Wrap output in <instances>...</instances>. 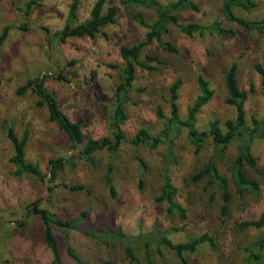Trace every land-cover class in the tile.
<instances>
[{
  "label": "rangeland",
  "instance_id": "374dc122",
  "mask_svg": "<svg viewBox=\"0 0 264 264\" xmlns=\"http://www.w3.org/2000/svg\"><path fill=\"white\" fill-rule=\"evenodd\" d=\"M29 0H0V33L8 27L7 38L0 47V264H54L53 252L44 235L41 218L30 212V203L38 202L54 218L75 221V227L52 225V234L60 254L61 264H80L67 252L73 250L89 264L111 261L114 264H135L124 250L125 241L106 243L101 236L92 238L88 229L105 230L127 235L137 258L145 264H180L174 252L155 239L160 236L173 241H185L190 236L207 232L214 237L217 248L202 243L187 253L191 264H243L253 241L262 235L261 229H239V216L256 218L264 209V139L255 138L251 153L257 158L254 172L260 185L258 196L233 197L230 215L222 222L219 216L220 191L207 178L191 182L188 177L214 158L220 171L230 178V168L237 154L234 143L218 153L207 141L200 150L182 128L169 142L149 149L132 143L140 128L152 135L165 128V120L157 115L160 106L163 116H170V86L181 79L178 88V112L185 119L188 110L200 93L197 76L202 75L213 89L211 99L196 114L195 125L207 129L208 123L218 120L221 125L233 117L234 108L225 102V71L234 62L237 80L248 93L245 102L247 122L253 116L264 115V92L256 65L264 68V28L245 30L229 21L222 13V0H191L197 8L185 7L175 11L180 23L197 22L210 26L217 22L236 30V36H223L206 29L188 36L176 25L168 23L166 40L176 52L161 49L157 42L145 45V53L155 55L160 62H150L148 69L137 66L133 86L125 102L126 118L121 126L127 141L115 151L101 150L93 154L92 164H86L77 151L84 143L73 147L67 136L48 118L46 105L38 106L35 92L19 88L35 78H44V87L56 98L59 107L71 120L83 118L85 137L109 135V117L114 87L123 66L120 46L131 45L145 38L147 26L132 16L140 12L146 24L155 19V12L144 6H131L122 0H106L118 7L116 22L105 25L95 37H57L65 25L71 0H38L25 13ZM96 0H81L78 21L89 17ZM162 4L176 0H159ZM255 6L244 9L234 5L236 15L246 19L264 17V0H253ZM26 21L28 29L20 24ZM12 125L19 137L28 133L26 159L38 163L48 175L50 158L66 156L70 165L59 172L52 191L46 181L31 174L17 175L9 161L12 147L6 137L5 125ZM112 163L111 176L115 195L107 189L104 175ZM164 177H168L176 191L174 199L187 209L188 219L181 220L166 210L164 202L156 201ZM68 185L80 184L83 189L72 190ZM56 184V185H55ZM233 189V184H230ZM214 193V199L211 194ZM25 222L20 225L19 222ZM155 239V240H153ZM151 241L145 246L146 241ZM148 256H147V253ZM264 255V247L261 251ZM264 264V259L258 261Z\"/></svg>",
  "mask_w": 264,
  "mask_h": 264
},
{
  "label": "trees",
  "instance_id": "16d2710c",
  "mask_svg": "<svg viewBox=\"0 0 264 264\" xmlns=\"http://www.w3.org/2000/svg\"><path fill=\"white\" fill-rule=\"evenodd\" d=\"M122 3L131 6H144L151 8L155 12V19L152 23L146 24L143 15L140 12L132 14L133 18L141 25L147 26L148 30L145 33V38L140 42H135L131 45L123 44L120 46V55L123 59V66L119 72L118 82L114 87V98L112 101V110L109 117V135H104L98 138L85 137L82 123L83 118L78 120H71L66 113L59 107L54 95L48 91L44 85V78H35L29 80L27 84L19 88V92H23L28 87L37 95L38 106L46 105L48 108V118L53 121L58 128L67 136L73 147L84 143L82 148L77 151V154L86 164H92L93 154L101 150L115 151L121 144L127 141L125 132L121 126V122L126 118L125 102L127 101L128 92L133 86L137 66L152 69L154 66L150 62H160V60L150 53H145V61L141 60V54L144 52V46L157 42L162 50L168 52H176L177 47L169 40L164 38V34L168 31L167 24L173 23L178 29L188 35L192 36L194 33H203L206 29L213 30L223 36H236V30L232 27H224L215 22L210 26H205L197 22L180 23L175 11L185 7L196 9V4L191 0H176L175 2L162 4L159 0H122ZM38 4V0H29L26 3L25 13H29L33 5ZM81 0H71L69 4L68 17L62 30L57 33V37L64 41L70 37H89L93 38L101 31L105 25L116 22L118 15V7L115 4H107L106 0H96L91 7L89 17L83 21H78V11ZM241 6L248 10L255 6L253 0H222L223 16L236 23L245 30H256L264 28V17L258 20L246 19L238 16L233 11V6ZM20 29L27 30L28 23L23 21ZM8 27L3 29L0 33V47L7 38ZM257 71L261 75L262 89L264 92V68L261 65H256ZM226 97L225 102L231 105L235 113L233 117L227 118L223 125L218 120H212L208 123L207 129L200 130L196 127V114L198 110L205 105L212 97L214 91L209 86L208 81L202 76H197V83L200 93L196 97L194 103L188 110L185 119L180 118L178 112V88L181 85V79H177L170 86V116H163L160 106L157 107V115L165 120V128L158 134L152 135L145 128H140L131 138L132 143L141 144L149 149H154L162 143L169 142L176 133L180 132L182 128L186 129L188 138L198 150L209 141L212 148L218 153L222 152L229 144L234 143L237 148V154L230 168V178L226 177L217 166L214 158H209L207 164L199 170L189 175L188 179L191 182H198L207 178L210 183L215 184L220 191L221 204L219 206V216L222 217V222L230 215L233 210V197L237 196L239 199L245 198L248 195L258 196L260 194V185L256 180L254 172L257 167V158L251 153V143L255 138L264 139V115L260 118L253 116L251 124L247 122V114L245 109V102L248 98V93L242 89L237 80V66L232 63L225 71L224 75ZM6 137L9 140L12 153L9 156V161L14 166L15 174H31L41 181H45L46 174L43 173L38 163H32L26 159V143L28 133L19 137L12 125H5ZM71 159L66 156H59L49 159L48 173L50 174V182H55L59 177V172L64 170L66 166L70 165ZM112 163H109L104 175V182L112 194L115 195V187L113 178L111 176ZM233 184L231 189L230 184ZM67 186L72 190L83 189V185L67 183H58ZM56 185V184H55ZM48 191L53 190V186L47 187ZM176 187L172 185L168 177H164L161 192L156 196V201L164 202L166 210L181 220L188 219L187 209L177 202L173 195ZM211 199H214V193L211 194ZM30 212L37 214L44 225V235L50 248L52 249L54 264H61L60 254L57 248L56 241L52 234V225L57 224L66 227H75L82 219L83 214L75 221L63 220L52 217L47 209L41 207L38 202L30 203ZM22 226L25 222H19ZM235 225L239 229L255 228L261 229L262 235L253 241L246 249L248 253L244 258L243 264H258V261L264 259L261 253L264 247V209L257 215L256 218H246L239 216L235 220ZM155 229V239H161V242L169 247L180 264H191L187 253L194 252L202 243L207 244L211 249L217 248L214 237L209 233L204 232L196 236H190L185 241H173L165 235L160 236V231ZM86 234L92 238L101 236L106 243H111L113 240L125 241L124 250L128 257L135 264H143L135 255L134 250L128 237L121 230L114 232L111 226H107L105 230L88 229ZM153 239V240H155ZM151 241H146L145 246H149ZM68 254L80 264H89L84 261L74 250L68 245ZM147 253V252H146ZM148 256V253H147ZM145 264H150L149 256ZM98 264H114L111 261H103Z\"/></svg>",
  "mask_w": 264,
  "mask_h": 264
},
{
  "label": "water",
  "instance_id": "95a60500",
  "mask_svg": "<svg viewBox=\"0 0 264 264\" xmlns=\"http://www.w3.org/2000/svg\"><path fill=\"white\" fill-rule=\"evenodd\" d=\"M50 174L45 176L46 185L48 186Z\"/></svg>",
  "mask_w": 264,
  "mask_h": 264
}]
</instances>
